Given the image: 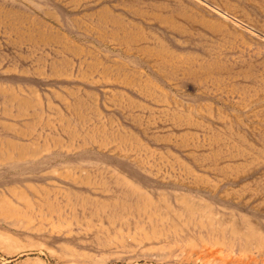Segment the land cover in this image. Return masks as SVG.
Listing matches in <instances>:
<instances>
[{
	"label": "rangeland",
	"instance_id": "1",
	"mask_svg": "<svg viewBox=\"0 0 264 264\" xmlns=\"http://www.w3.org/2000/svg\"><path fill=\"white\" fill-rule=\"evenodd\" d=\"M0 264H264V0H0Z\"/></svg>",
	"mask_w": 264,
	"mask_h": 264
}]
</instances>
